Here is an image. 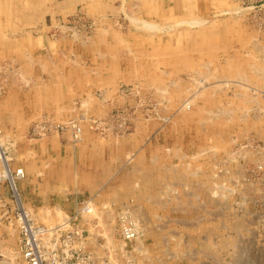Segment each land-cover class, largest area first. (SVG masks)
<instances>
[{
  "label": "rangeland",
  "instance_id": "1",
  "mask_svg": "<svg viewBox=\"0 0 264 264\" xmlns=\"http://www.w3.org/2000/svg\"><path fill=\"white\" fill-rule=\"evenodd\" d=\"M52 9L39 8L41 18L33 28L28 24L29 31L50 26L66 37L119 33L118 42L128 51L126 65L132 66L134 80L117 90L127 101L110 105L104 134L89 125L83 136L103 137L106 145L124 152L126 138L139 128L141 143L155 147L175 172L188 175V210L167 218L164 211L157 214L155 236L148 229L151 221L131 207L133 198L104 208L86 200L93 207L87 217L99 218L102 228L94 232L104 235V252L117 264H264V0H89V5L60 6L59 13ZM20 67L6 61L0 75L19 76ZM3 79L0 100L8 90ZM55 104L59 122L82 114L101 120L79 109L69 112L65 101ZM74 106L81 108L77 102ZM38 119L29 123L33 142L50 136L34 134ZM2 130L0 264H17L19 198L37 223L56 224L72 215L41 207L30 212L24 206L20 182L25 178L16 181L15 189L3 175L4 163L17 170L13 163L24 138ZM124 147L130 163L135 154ZM125 207L140 226L135 241H123L119 234V212ZM164 220L173 223L172 229L161 228Z\"/></svg>",
  "mask_w": 264,
  "mask_h": 264
},
{
  "label": "crops",
  "instance_id": "2",
  "mask_svg": "<svg viewBox=\"0 0 264 264\" xmlns=\"http://www.w3.org/2000/svg\"><path fill=\"white\" fill-rule=\"evenodd\" d=\"M68 4L89 5V0H0V29L4 28L0 31V65L11 61L21 66L19 76L5 71L0 75L8 79L7 95L0 100V131L11 132L14 139L24 138L16 153L19 159L13 163V170L23 168L25 173L20 182L21 200L30 212L41 207L73 216L82 200L104 208L118 207L130 197L134 199L131 207L136 206L139 215L151 221L148 229L155 236L157 214L164 211L167 218L188 210L189 202L184 199L189 194L188 175L175 172L173 165L159 159L155 147L141 143L139 128L126 138L129 145H124L135 154L130 163L126 162L127 148L123 146L121 152L89 132L79 144L73 142L70 130L52 132L40 141L28 139L33 125L29 123L41 115L35 122L60 121L55 117L56 102L65 101L69 112L79 109L104 122L111 104L116 108L127 101L117 95L119 86L134 80L131 64L126 65L128 51L118 42L119 33L101 30L90 37L77 33L66 37L50 26L29 31L28 24L33 28L41 18L39 8L48 5L54 7L51 13H59L58 7ZM41 101V107L36 105ZM75 102L81 108L76 109ZM173 188L179 196L172 195ZM171 224L164 220L161 228L170 230Z\"/></svg>",
  "mask_w": 264,
  "mask_h": 264
},
{
  "label": "built area",
  "instance_id": "3",
  "mask_svg": "<svg viewBox=\"0 0 264 264\" xmlns=\"http://www.w3.org/2000/svg\"><path fill=\"white\" fill-rule=\"evenodd\" d=\"M102 121L96 122L86 114L74 117L66 123L45 119L34 125L33 132L39 137H45L53 131L61 133L70 130L74 142H80L84 138L86 126L90 125L92 129L89 130H100V134H104V128L100 127L104 123ZM120 125L118 127L122 128ZM1 150L6 154L0 136ZM11 174L9 181L15 185L16 181L25 178L22 168L12 171ZM132 212L130 207L121 208L119 212V234L123 241H135L139 236L140 226ZM92 213V203L85 200L80 202L75 215L47 225L37 223L30 214L18 210L20 226L17 264H117L109 251L104 252V235L94 232L100 225L99 218L87 217Z\"/></svg>",
  "mask_w": 264,
  "mask_h": 264
},
{
  "label": "bare ground",
  "instance_id": "4",
  "mask_svg": "<svg viewBox=\"0 0 264 264\" xmlns=\"http://www.w3.org/2000/svg\"><path fill=\"white\" fill-rule=\"evenodd\" d=\"M0 156H1V158H2V160H3V162H6V158H5V156H4V154H3V152L2 151H0ZM4 167H5V170H4V172H3V175L6 177V178H9V179H11V176H12V172L10 171V170H8L7 168V166H6V164L4 163ZM12 182V181H11ZM13 183V182H12ZM13 186H14V188L16 189V185L13 183ZM18 195V194H17ZM20 199V198H19ZM18 199V201L17 202H19V206H20V210H21V212H23V208H22V203H20V200ZM21 204V205H20ZM25 211V210H24ZM25 213L27 214V212L25 211ZM98 216V215H97ZM92 217V216H91ZM99 217V216H98ZM52 220V219H51ZM61 221V220H60Z\"/></svg>",
  "mask_w": 264,
  "mask_h": 264
}]
</instances>
